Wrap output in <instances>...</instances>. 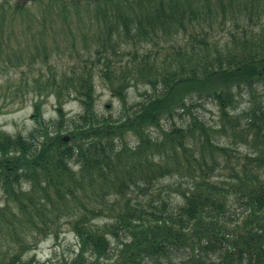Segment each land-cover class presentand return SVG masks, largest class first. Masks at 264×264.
<instances>
[{
	"label": "trees",
	"instance_id": "16d2710c",
	"mask_svg": "<svg viewBox=\"0 0 264 264\" xmlns=\"http://www.w3.org/2000/svg\"><path fill=\"white\" fill-rule=\"evenodd\" d=\"M28 99L27 135L0 126V264L64 228L62 264H264V0H0V114Z\"/></svg>",
	"mask_w": 264,
	"mask_h": 264
},
{
	"label": "rangeland",
	"instance_id": "374dc122",
	"mask_svg": "<svg viewBox=\"0 0 264 264\" xmlns=\"http://www.w3.org/2000/svg\"><path fill=\"white\" fill-rule=\"evenodd\" d=\"M145 86L139 85L137 88L131 87L128 90L130 102L140 100L143 96ZM97 101L96 109L99 114L112 115L117 117L120 114V103L112 97L109 90L103 85L102 81L96 79ZM247 96H243L240 100V107H245L248 103ZM203 107L199 108V112L204 115L208 121H215L216 108L211 101H204ZM69 117H74L81 111L80 105L76 101H69L64 106ZM32 101L28 99L21 108L16 106L9 107L0 114V126L9 133H21L27 135L30 130L35 127V121L31 119ZM44 117L46 121H54L57 119L55 111V100L53 97L48 99L44 106ZM78 249L76 237L67 228L57 239L45 238L41 240L37 247L27 255L34 256L38 264H62L65 260L70 259ZM185 256L175 258V264H187L183 261Z\"/></svg>",
	"mask_w": 264,
	"mask_h": 264
}]
</instances>
